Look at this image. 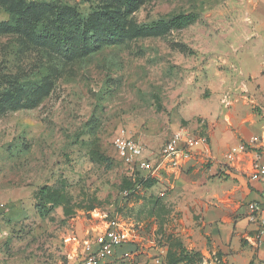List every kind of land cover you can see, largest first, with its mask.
<instances>
[{"label":"rangeland","instance_id":"374dc122","mask_svg":"<svg viewBox=\"0 0 264 264\" xmlns=\"http://www.w3.org/2000/svg\"><path fill=\"white\" fill-rule=\"evenodd\" d=\"M56 1L83 14L122 5ZM130 1L131 24L179 12L199 19L66 62L30 35L7 30L3 24L16 4L0 0V264H81L75 245L67 252V241L77 225L93 220L114 223L132 242L165 240L167 219L148 194L124 195L129 170L115 154L113 137L124 131L154 157L165 142L167 105L181 88L198 83L197 68L202 77L207 64L221 70L219 55L206 49L222 46L229 31L254 27L242 12L246 0ZM20 86L34 90L28 97ZM169 247L173 259L179 248L176 242Z\"/></svg>","mask_w":264,"mask_h":264},{"label":"crops","instance_id":"0c3cea01","mask_svg":"<svg viewBox=\"0 0 264 264\" xmlns=\"http://www.w3.org/2000/svg\"><path fill=\"white\" fill-rule=\"evenodd\" d=\"M252 11L256 14L250 15ZM242 12L254 28L229 31L222 46L205 51L219 55L221 70L207 64L202 77V68H197L193 78L198 83L181 88L167 105L169 126L160 134L165 142L183 127L206 137V144L175 167L162 161L151 186L142 190L160 216L165 214L166 236L164 241H129L117 255L129 252L130 263L166 264L169 238L200 253L203 264H214L217 253L224 264L264 260V210L254 216L247 209L250 203H264V178L253 179L257 153L250 149L228 157L232 147L255 136L264 164V0H246ZM107 225L94 220L77 225L67 252L73 245L76 253L87 240L92 243L94 234ZM113 262L122 261L107 263Z\"/></svg>","mask_w":264,"mask_h":264},{"label":"trees","instance_id":"16d2710c","mask_svg":"<svg viewBox=\"0 0 264 264\" xmlns=\"http://www.w3.org/2000/svg\"><path fill=\"white\" fill-rule=\"evenodd\" d=\"M121 2V6L115 7L98 5L90 9L88 14H83L74 7L56 0L40 2L15 0L16 9L9 11L8 20L3 26L15 33L30 35L60 59L72 62L84 59L107 45L182 30L199 19V15L195 12H179L150 22L131 24L128 20L132 12L131 1L121 0ZM44 10L48 13H42ZM20 90H26L24 93L29 97L34 89L28 91L20 86ZM128 182L124 191H130L134 186H139V190L148 188L152 179L134 177L129 178ZM173 239L169 238V241L176 242L179 250L172 259L169 247L166 264H203L200 253L187 251L179 240L173 241ZM212 259L214 264H224L219 253ZM250 264L255 262L251 261Z\"/></svg>","mask_w":264,"mask_h":264},{"label":"built area","instance_id":"2783aa9c","mask_svg":"<svg viewBox=\"0 0 264 264\" xmlns=\"http://www.w3.org/2000/svg\"><path fill=\"white\" fill-rule=\"evenodd\" d=\"M259 142V137H251L237 147H232L228 153L229 158L238 152H249L250 149L257 153L253 163L255 172L253 179L264 178V164L259 162L260 155L256 150ZM205 144L206 137H196L183 127L168 137L154 157L150 156V153L137 140L126 135L124 131L116 132L112 141L115 154L129 170V178L138 177L144 180L155 177L161 169L162 161H167L175 167L179 159H188L193 151ZM138 190L139 186H134L132 190L123 193L130 195ZM247 209L252 215L257 216L264 210V203H250ZM3 212H5V207L0 204V216ZM89 241L87 240L75 253L81 264H106L111 259L122 262L130 260L129 252H121L117 255L124 245L129 244V239L114 223H108L104 231L94 234L92 243Z\"/></svg>","mask_w":264,"mask_h":264}]
</instances>
